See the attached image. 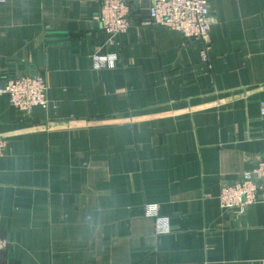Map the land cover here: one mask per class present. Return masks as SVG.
Listing matches in <instances>:
<instances>
[{
	"label": "crops",
	"instance_id": "obj_1",
	"mask_svg": "<svg viewBox=\"0 0 264 264\" xmlns=\"http://www.w3.org/2000/svg\"><path fill=\"white\" fill-rule=\"evenodd\" d=\"M153 1L128 0L113 48L100 0L0 3V85L49 84L29 115L0 94V264H264V202L220 204L264 159V0L211 1L207 62L146 23Z\"/></svg>",
	"mask_w": 264,
	"mask_h": 264
},
{
	"label": "built area",
	"instance_id": "obj_2",
	"mask_svg": "<svg viewBox=\"0 0 264 264\" xmlns=\"http://www.w3.org/2000/svg\"><path fill=\"white\" fill-rule=\"evenodd\" d=\"M5 0H0V3ZM212 0H154L148 7L147 24L161 26L178 32L183 38L203 42L200 51L204 62L209 60L211 50L209 34L211 30L210 4ZM101 11L99 21L108 36V46L118 44L120 36L127 33L130 25V7L128 0H100ZM93 68H115L118 54L94 53ZM0 94L6 95L12 106L25 115L31 114L37 106H46L49 88L47 78L40 73H24L3 78ZM261 115L264 118V101L261 102ZM6 141L0 137V158L4 155ZM264 202V159L253 171H247L234 182H224L221 187L220 204L223 209L246 208L256 202ZM146 212L158 216V208L154 204L146 206ZM160 232L169 230L168 222L159 219ZM9 241L0 236V252L7 250Z\"/></svg>",
	"mask_w": 264,
	"mask_h": 264
}]
</instances>
